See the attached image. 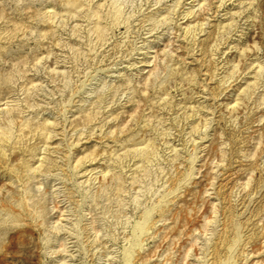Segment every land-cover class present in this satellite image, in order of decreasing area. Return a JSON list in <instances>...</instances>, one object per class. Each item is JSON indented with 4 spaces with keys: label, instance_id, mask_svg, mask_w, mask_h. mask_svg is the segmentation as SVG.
I'll return each mask as SVG.
<instances>
[{
    "label": "rangeland",
    "instance_id": "obj_1",
    "mask_svg": "<svg viewBox=\"0 0 264 264\" xmlns=\"http://www.w3.org/2000/svg\"><path fill=\"white\" fill-rule=\"evenodd\" d=\"M0 264H264V0H0Z\"/></svg>",
    "mask_w": 264,
    "mask_h": 264
}]
</instances>
